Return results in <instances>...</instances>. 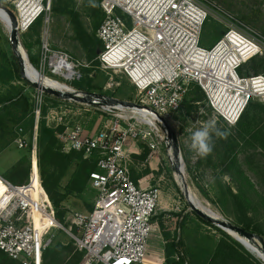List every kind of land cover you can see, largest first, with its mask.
Here are the masks:
<instances>
[{
    "label": "built area",
    "instance_id": "2783aa9c",
    "mask_svg": "<svg viewBox=\"0 0 264 264\" xmlns=\"http://www.w3.org/2000/svg\"><path fill=\"white\" fill-rule=\"evenodd\" d=\"M4 1L13 5L17 16L20 51V34L37 18L45 17L38 75H57L66 84L60 90L93 100L80 106V110L88 111L96 105L113 116L112 123L94 135L81 125L58 133L65 149L81 151L85 157L97 156V168L90 172L88 181L97 192L94 208L74 211L72 223L77 231L69 229L76 249L82 252L78 264H166L164 255L149 253V238L158 224L155 217L161 190L132 178L128 145L142 140L151 155L161 146L169 153L174 151L173 134L179 133L174 115L181 110L191 83L203 89L213 111L229 124L238 122L251 101L264 103V73H240L244 64L264 55V35L222 8L214 14L206 0H101L104 18L96 35L103 47L96 56L97 66L125 75L138 92L135 105L123 106L105 103L113 98L91 94L74 85L83 79V69L92 62L51 45L47 34L52 0ZM212 16L226 30L206 48L200 42L206 21ZM21 54L24 65L30 62L26 53ZM33 81L49 86L39 76ZM107 85L112 87L113 80ZM42 86H36L34 93L32 175L26 183L16 184L0 174L4 185L0 196V250L22 264H43L53 232L64 228L42 185L35 150L46 104ZM51 113L49 121L63 123L62 112L54 109ZM160 117L168 121L169 128ZM18 131L15 142L19 147L27 146L20 136L22 127ZM35 168L39 173V196L31 187Z\"/></svg>",
    "mask_w": 264,
    "mask_h": 264
},
{
    "label": "rangeland",
    "instance_id": "374dc122",
    "mask_svg": "<svg viewBox=\"0 0 264 264\" xmlns=\"http://www.w3.org/2000/svg\"><path fill=\"white\" fill-rule=\"evenodd\" d=\"M66 1L70 4H73L74 8L81 13V17L89 32L96 35L97 29L100 26L99 25L95 30V25L99 14L97 11L98 9L94 8V10H92L91 7L94 4L93 2H97L98 0ZM206 1L210 3L214 14L219 11V8H222L246 24L251 25L262 35H264V0ZM0 3L14 11L13 5L5 2L4 0H0ZM99 3L101 11H103L101 0H99ZM49 15V31L47 36H49L48 38L51 45L55 49H62L69 52L75 58L89 61L86 51L75 39V31L73 24L69 20V17L66 14L55 13L52 10ZM38 26H41L40 36L33 34V31L30 30L20 34L19 38L22 43L21 51H18L20 56H22L21 52L23 54L26 53L29 58L31 54L35 57L40 55L42 34L45 27L44 16H42V18L39 20ZM225 30V26L217 21L214 16H212L206 21L200 45L210 48L219 39V37H221ZM22 34H24L23 37ZM0 36L1 48L3 52H7L8 56L10 46L11 50H13V48L10 41V19L7 13L2 14L0 12ZM14 55L16 56L17 61L20 63L16 53ZM256 58L260 60L263 59L264 61V55ZM7 64L8 61L5 59L3 54L0 53V67L2 68V66H6ZM24 66L28 74L26 78L27 81L13 80L7 83L0 78V96H4L6 94H17L20 89L23 88L25 90L24 92L29 96L33 106L36 86L33 89V86L29 82L38 79L36 69L39 68H37V65H34L31 61L26 62ZM252 73L253 72L250 71V74ZM46 76L53 79H59L61 82L64 81L61 77L50 72H46ZM86 76L91 77L92 79L89 92L91 94L110 96L111 98L126 100L129 102L138 100V92L136 88L123 74L106 72L96 67L91 71L87 70L85 77ZM111 79L113 80V86L109 87L107 83L111 81ZM84 84V86H86V81ZM196 104V108H193L190 114L185 110L183 111L185 105H187V103H184L181 110L174 115V121L179 122V133H175V136L177 138L176 146L181 172H176L174 167L175 149L173 151V155L171 156L165 146H161L159 151L155 152L156 161L158 162L157 169L155 170L149 169L148 167L149 159L151 157L149 154L151 152L150 149V152L147 154V157L144 160L135 156L138 154L131 155L130 152V160L128 161V165L132 174H141V172H143L142 170H144V172L150 171L147 179L148 184L146 186L150 185L158 187L161 190L160 205L158 213L155 217L158 224L156 229L152 231V234L149 238V253L155 255H164L166 258V264H168L166 246L169 244V242L176 239L177 237L182 238L183 249L187 257L189 259L192 258L195 263L204 264L205 261H208L213 256L219 240L225 236L220 230L215 229V227L203 221L198 216V214L191 209L187 197L182 190V188L184 189L185 183L191 193V199L199 207L209 212L213 216L230 220L237 224V218L238 216H241L242 211L238 207L233 193L237 192V186H240L242 183L246 182V177L249 178L255 185L256 189L253 195V207L249 212V215L252 216L253 223L262 228V237L264 238L263 177L259 176L258 173H255L246 166H242V168L246 171L244 176L238 172L237 168L233 166L228 167V164H231L228 160L230 157L232 158L237 156L240 163H243L244 155L242 151L238 149L237 152L229 154V158L225 159L223 154L225 155V152H231L232 149L228 147V144H221L222 142L220 144L215 143L213 152L207 158H198L195 156V153L189 150L188 144L190 143L191 133L200 128L209 120L216 121V124L219 128L222 130H227L230 134L234 132L232 129L233 124H229L223 118L218 116L208 104L206 98L202 100L201 103L199 102V104ZM80 106L83 107V105L71 100L61 99L55 101L53 99H47L45 115L47 124L53 128L63 126V130L81 125L84 127L85 132L94 135L98 133L105 124H111L113 121V116L110 113H105L98 110L96 105L91 106V110L88 111L83 109L80 110ZM54 109H58L59 112L64 114L63 123L57 124V122L53 119L49 121L48 115L52 114L51 111ZM9 110H11V112H9V114L5 116L4 120L0 122V174L13 182L14 180L11 178V176L25 178L28 175L29 181V177L32 175L33 149L31 140L35 134V120L32 122V125L30 123L29 116L24 117L20 121H16L13 116L16 112H19V109L15 107V105H12L10 106ZM19 127H22L20 136L23 137L27 142V146L25 147H19V145L14 140V137L19 132ZM60 140L63 144V150H70L68 148L65 149L64 142L61 138ZM218 140L219 139H216L217 142ZM132 145L133 149L138 148L140 150V154H142L144 151H148L147 144L142 140H137L135 142L131 141L128 145V148H130ZM38 146L37 139L36 154L39 159ZM257 159H259L261 163L264 162L263 155H258ZM75 167V164L72 165L69 171L63 177L64 183L69 180ZM179 173L183 175L184 181H182V176ZM34 174H36L37 196H39L41 193L39 173L37 170L36 173H33V180ZM177 175H180V177H177ZM3 192L4 185L0 179V196L3 194ZM96 198V190L88 186L82 197L71 196L63 203V208L65 209L64 218L62 221H59L64 228L55 229L53 232L52 243L50 245V248H52L58 243L71 244L72 251L64 252V258L61 262L62 264H78L80 262L82 256L79 258L78 252L81 251L76 249L74 239L71 232L69 231L70 227H72L73 233H76L77 231L72 223L73 212L76 210L85 212L89 211L86 205H95ZM225 232L243 246V249L250 256L249 262L252 264H264V257H262L255 248L249 245L247 247L238 241L235 238L236 236L234 235L233 231H231V233L235 237H233L227 231ZM235 247L241 250L239 246L235 245ZM176 256L177 255H174L172 258L177 259Z\"/></svg>",
    "mask_w": 264,
    "mask_h": 264
},
{
    "label": "trees",
    "instance_id": "16d2710c",
    "mask_svg": "<svg viewBox=\"0 0 264 264\" xmlns=\"http://www.w3.org/2000/svg\"><path fill=\"white\" fill-rule=\"evenodd\" d=\"M93 3L94 4L91 9H98L97 11L99 14L95 25L96 30L104 18V12L101 11L99 0ZM51 9L55 13L66 14L69 17V20L73 24L75 31V39L86 51L89 61L92 62L90 68L83 69V79L75 82L76 87L90 92V83L92 79L88 76L85 77V75L87 70L91 71L92 69L98 67L96 56L102 49L103 43L97 35L89 32L81 17V13L74 8L73 4L68 3L66 0H52ZM41 18L42 16L37 18L28 29L33 31V34H36L37 36L41 35V26H38L39 20ZM23 35L24 34H22V37ZM0 53H2L5 59L8 61L6 66H2V68L0 67V78L7 83L13 80L27 81L21 72V65L17 61V58L14 55L15 53L13 50H11V46L8 56L7 52H3L1 48V36ZM30 61L34 65H38L39 56L35 57L31 54ZM250 71L255 74L264 73L263 59L260 60L254 58L240 68L241 74H250ZM85 81L86 86H84ZM29 83L34 89V83ZM24 91L25 90L22 88L17 94H6L4 96H0V122L4 120L5 116L9 114V112H11V110H9L10 106L15 105V107L19 109V112H16L13 116L15 120L20 121L24 117L29 116L30 123L32 125V122L34 121V102L32 106L29 96ZM205 98L206 95L202 88L198 84L191 83L183 99V104L187 103L183 111L185 110L190 114L193 108H196V103H201V101ZM47 99L58 101L62 98L50 93H46L45 101H47ZM74 102L81 105L85 104V102L80 101ZM45 115L46 104L42 109L38 127L39 169L42 185L56 209L58 220L62 221L65 213L63 203L71 196H83L84 192L89 186L88 181L90 172L97 168V156L93 155L90 157H84V154L81 151H77L75 149H70L67 151L63 150V144L58 136V133L63 131L64 127L60 126L58 128H53L49 126L46 122ZM232 129L234 132L228 135V139H219L218 142L215 140V143L220 144L222 142L221 144H228V147L232 149L231 152H225V155L223 154L225 159L229 158V154L237 152L238 149H240L244 155L243 163H240L237 156L232 158L230 157L228 160L231 164H228V167L233 166L237 168L238 172L244 176L246 171L242 168V166H246L255 173H258V175L264 179V162L261 163L259 159H257L258 155L264 156V103L251 101L238 122L233 124ZM149 152L150 151L148 148V151H144L142 154L135 156L144 160ZM74 164L76 167L71 177L64 183L63 177ZM26 177H28V175ZM255 191V185L249 178L246 177V182L242 183L240 186H237V192L232 193L236 199L238 207L242 211L241 216H238L237 218V224L247 231L254 232L262 236V228L254 224L252 221V216L249 215V212L253 207V195ZM86 207L89 211H91L94 208V204H88ZM201 219L207 222L209 225L215 227V229L220 230L223 235H225L219 240L213 256L208 261H205L204 264H252L249 262L250 256L246 253L240 243L234 240L223 229L206 221L203 218ZM235 245L239 246L241 250L237 249ZM71 251L72 246L70 243H58L52 248L49 246L44 251L43 264H62L61 262L64 258V252ZM166 252L168 264H200L195 263L192 258L189 259L187 257L183 249L182 238L180 237H177L176 239L169 242V244L166 246ZM78 255L80 258L82 256V252H78ZM174 255H177L178 259L172 258ZM0 264L22 263L11 258L4 251L0 250Z\"/></svg>",
    "mask_w": 264,
    "mask_h": 264
},
{
    "label": "water",
    "instance_id": "95a60500",
    "mask_svg": "<svg viewBox=\"0 0 264 264\" xmlns=\"http://www.w3.org/2000/svg\"><path fill=\"white\" fill-rule=\"evenodd\" d=\"M0 7L5 9V11L7 12L8 17L10 19V25H11L10 41H11V45H12L13 51L16 53V55L18 56V58L20 60V65L22 66L23 76L25 78H27L25 66H24V63H23V58L18 53L19 49H18V30L16 28V24H17L16 13L14 11H12L11 9L7 8L6 6L2 5L1 3H0ZM37 75H38V73H37ZM32 82L34 83L35 86H38V87L42 86L38 81H32ZM42 88L44 89V91L46 93L53 94V95L58 96V97H60L62 99H65V100H75V101H80V102H85V103H90V102L93 101L91 98L77 96V95H75V94H73L71 92L58 90V89H55V88H53L51 86H42ZM102 101H104V100H102ZM104 102L108 103V104H120V105H123V106H133V105H135L133 102H129V101H126V100H121V99H115V98H113L111 101H108V102L104 101ZM160 118H161L162 122L165 124V126L169 128L168 121L165 118H163V117H160ZM173 139L175 141V144H174V149H175V152H174V154H175L174 155L175 156L174 167H175L176 172H181L180 164L178 162L179 159H178V152H177V146H176L177 138H176V136L174 134H173ZM182 190L184 191V193H185V195L187 197V200H188V202L190 204L191 209L194 210L201 218H203L206 221H208V222L218 226L219 228L227 231L233 237H235V236L231 233V231H235L238 234H240L242 237H245V238H247L250 241H254L255 243H257V246L259 247V250L262 252L263 257H264V238L261 235H259L257 233H254V232L247 231L243 227L239 226L238 224H235L234 222H232L230 220H226V219H223V218H220V217L213 216L209 212H206L205 210L201 209L191 199V193H190L186 183L184 185V189L182 188ZM235 238L238 241H240L242 244H244L245 246L248 247V245L245 242H243L241 239H239L237 237H235Z\"/></svg>",
    "mask_w": 264,
    "mask_h": 264
},
{
    "label": "clouds",
    "instance_id": "9594fccd",
    "mask_svg": "<svg viewBox=\"0 0 264 264\" xmlns=\"http://www.w3.org/2000/svg\"><path fill=\"white\" fill-rule=\"evenodd\" d=\"M230 133L222 130L216 121L209 120L190 135L189 150L198 158H207L214 150L216 139H227Z\"/></svg>",
    "mask_w": 264,
    "mask_h": 264
},
{
    "label": "bare ground",
    "instance_id": "6f19581e",
    "mask_svg": "<svg viewBox=\"0 0 264 264\" xmlns=\"http://www.w3.org/2000/svg\"><path fill=\"white\" fill-rule=\"evenodd\" d=\"M0 12L3 14V13H7L6 11H5V9H3V8H1L0 7ZM36 76V75H35ZM39 77H41V79L42 80H44L45 81V83L47 84V85H49V86H52L53 88H55V89H58V90H60V89H63V88H65V86H66V84L65 83H63V82H61V81H58V80H56V79H53V78H50V77H45V76H43V75H38ZM35 146H37V143L35 144ZM35 150H36V148H35ZM170 155L172 156L173 155V151L170 153ZM35 173H36V168H35V171H34ZM181 176H182V178L181 179H183L182 181H184V177H183V175L181 174V173H179ZM180 175H177V177H180ZM31 187L33 188V190H34V192H35V194H36V196H37V179H36V174H34V180H33V183H32V185H31ZM201 208V207H200ZM202 209V208H201ZM204 210V209H203ZM207 212V211H206ZM234 232V235L237 237V238H239V239H241L243 242H245L247 245H249V246H252L253 248H255L258 252H259V254L263 257V254H262V252L259 250V247L257 246V244L254 242V241H250V240H248L247 238H245V237H242L240 234H238L237 232H235V231H233Z\"/></svg>",
    "mask_w": 264,
    "mask_h": 264
},
{
    "label": "crops",
    "instance_id": "0c3cea01",
    "mask_svg": "<svg viewBox=\"0 0 264 264\" xmlns=\"http://www.w3.org/2000/svg\"><path fill=\"white\" fill-rule=\"evenodd\" d=\"M134 145V144H133ZM133 145L132 146H130V152H131V155L132 154H140V150L137 148H134L133 149ZM150 155H151V152L149 153ZM149 166V169H153V170H155V169H157V165H158V162L156 161V157H155V153H153L152 155H151V157H150V159H149V164H148ZM144 169V168H143ZM141 170H142V168H141ZM143 172H141V174H135V173H131V175H132V178L137 182V183H139V184H142V185H144V186H146L147 184H148V181H147V179H148V176H149V173H150V171H148V172H144V170H142ZM152 171V170H151ZM7 174V173H6ZM11 176V175H10ZM13 176H11V178H12ZM13 180H14V183H16V184H24V183H26L27 181H28V177H17V176H14L13 177Z\"/></svg>",
    "mask_w": 264,
    "mask_h": 264
}]
</instances>
